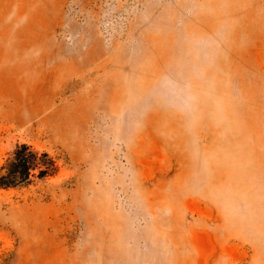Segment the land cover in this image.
<instances>
[{
    "label": "rangeland",
    "instance_id": "1",
    "mask_svg": "<svg viewBox=\"0 0 264 264\" xmlns=\"http://www.w3.org/2000/svg\"><path fill=\"white\" fill-rule=\"evenodd\" d=\"M0 264H264V0H0Z\"/></svg>",
    "mask_w": 264,
    "mask_h": 264
},
{
    "label": "trees",
    "instance_id": "2",
    "mask_svg": "<svg viewBox=\"0 0 264 264\" xmlns=\"http://www.w3.org/2000/svg\"><path fill=\"white\" fill-rule=\"evenodd\" d=\"M57 166L46 154H38L30 146H16L12 159L0 168V189L30 186L35 180L55 175Z\"/></svg>",
    "mask_w": 264,
    "mask_h": 264
}]
</instances>
